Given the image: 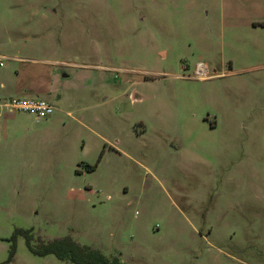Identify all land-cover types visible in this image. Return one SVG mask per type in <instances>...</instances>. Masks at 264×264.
Listing matches in <instances>:
<instances>
[{
	"label": "rangeland",
	"instance_id": "obj_1",
	"mask_svg": "<svg viewBox=\"0 0 264 264\" xmlns=\"http://www.w3.org/2000/svg\"><path fill=\"white\" fill-rule=\"evenodd\" d=\"M0 264H264V0H0ZM87 164H93L89 168Z\"/></svg>",
	"mask_w": 264,
	"mask_h": 264
},
{
	"label": "trees",
	"instance_id": "obj_2",
	"mask_svg": "<svg viewBox=\"0 0 264 264\" xmlns=\"http://www.w3.org/2000/svg\"><path fill=\"white\" fill-rule=\"evenodd\" d=\"M93 168V164H87ZM15 233H22L26 239L27 247L34 253L44 255L53 253L63 262L76 264H131L123 260L118 254H106L99 247L80 243L72 237L60 236L54 238L34 239L31 229H16Z\"/></svg>",
	"mask_w": 264,
	"mask_h": 264
},
{
	"label": "built area",
	"instance_id": "obj_3",
	"mask_svg": "<svg viewBox=\"0 0 264 264\" xmlns=\"http://www.w3.org/2000/svg\"><path fill=\"white\" fill-rule=\"evenodd\" d=\"M2 61H0V64ZM55 107L48 100L34 96H9L0 98V111L19 110L34 113L37 118L45 117L54 111Z\"/></svg>",
	"mask_w": 264,
	"mask_h": 264
},
{
	"label": "crops",
	"instance_id": "obj_4",
	"mask_svg": "<svg viewBox=\"0 0 264 264\" xmlns=\"http://www.w3.org/2000/svg\"><path fill=\"white\" fill-rule=\"evenodd\" d=\"M10 111H18V110H2V111H0V130L5 126L4 119H1V117L6 116V114H8V112H10Z\"/></svg>",
	"mask_w": 264,
	"mask_h": 264
}]
</instances>
